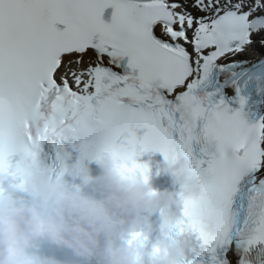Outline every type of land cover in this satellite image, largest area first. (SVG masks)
Masks as SVG:
<instances>
[{"label":"snow or ice","instance_id":"1","mask_svg":"<svg viewBox=\"0 0 264 264\" xmlns=\"http://www.w3.org/2000/svg\"><path fill=\"white\" fill-rule=\"evenodd\" d=\"M173 140L207 188L183 194L184 264H264V0H0V171L139 175Z\"/></svg>","mask_w":264,"mask_h":264},{"label":"clouds","instance_id":"2","mask_svg":"<svg viewBox=\"0 0 264 264\" xmlns=\"http://www.w3.org/2000/svg\"><path fill=\"white\" fill-rule=\"evenodd\" d=\"M160 169L122 171L111 153L69 172L26 160L25 179L0 171V264H184L189 239L175 235L184 219V193L203 197L206 186L178 140ZM161 171L172 187L160 189ZM159 217V223L156 218ZM223 212L204 217L211 231Z\"/></svg>","mask_w":264,"mask_h":264}]
</instances>
